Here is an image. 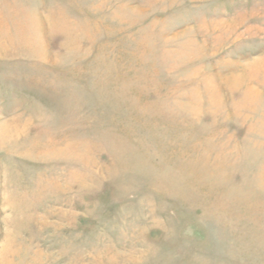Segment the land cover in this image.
<instances>
[{
	"label": "rangeland",
	"instance_id": "1",
	"mask_svg": "<svg viewBox=\"0 0 264 264\" xmlns=\"http://www.w3.org/2000/svg\"><path fill=\"white\" fill-rule=\"evenodd\" d=\"M0 264H264V0H0Z\"/></svg>",
	"mask_w": 264,
	"mask_h": 264
}]
</instances>
